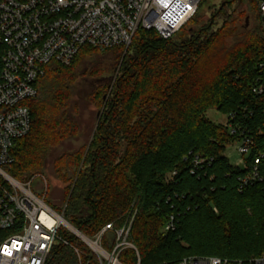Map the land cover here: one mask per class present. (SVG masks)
Here are the masks:
<instances>
[{"label": "trees", "instance_id": "16d2710c", "mask_svg": "<svg viewBox=\"0 0 264 264\" xmlns=\"http://www.w3.org/2000/svg\"><path fill=\"white\" fill-rule=\"evenodd\" d=\"M214 17L200 26L196 14L168 39L138 29L129 47L84 46L71 65L53 64L27 101L31 131L16 141L8 172L35 180L51 161L65 187L58 205L46 199L70 224L90 238L111 224L101 238L110 253L117 231L130 226L135 248L121 250L122 264L264 255V167L261 179L243 185L246 169L225 155L236 135L206 115L215 109L264 125V95L253 93L264 60L259 0L227 1ZM84 85L101 112L96 130L89 144L52 161L79 135L72 105ZM171 215L175 227L164 231ZM60 234L71 245L58 242L46 264H101L76 235Z\"/></svg>", "mask_w": 264, "mask_h": 264}, {"label": "built area", "instance_id": "2783aa9c", "mask_svg": "<svg viewBox=\"0 0 264 264\" xmlns=\"http://www.w3.org/2000/svg\"><path fill=\"white\" fill-rule=\"evenodd\" d=\"M203 1L0 0V264H46L58 242L71 245L60 234L65 228L86 243L101 264H122L118 258L121 250L135 248L128 241L127 226L117 231L113 252L106 251L101 238L111 224L94 238L86 236L53 208L46 196L33 190L34 179L20 181L7 167L14 161L16 141L31 131L32 113L27 101L38 95L37 82L53 64L71 65L84 46L102 50L129 47L138 29L155 30L162 38H171L197 14ZM259 11L264 27V0H259ZM257 70L253 93L263 96L264 60ZM237 117L238 113L228 115L225 125L237 137L234 143H239L245 158L242 182L248 185L263 177L264 125H252ZM174 227L175 217L171 215L164 231ZM84 237L99 245L101 251ZM74 250L81 259L82 249ZM179 264H264V255L247 259L190 256Z\"/></svg>", "mask_w": 264, "mask_h": 264}, {"label": "rangeland", "instance_id": "374dc122", "mask_svg": "<svg viewBox=\"0 0 264 264\" xmlns=\"http://www.w3.org/2000/svg\"><path fill=\"white\" fill-rule=\"evenodd\" d=\"M227 1L230 0H204L197 13V19L199 17L202 19L200 26L206 25L211 19H214V14L219 11ZM216 21H218V26H221L224 21V17H216ZM249 22H251V20H249ZM243 23H246L245 20ZM190 27L196 28L197 26L192 23ZM186 35L188 34L186 33ZM92 87L93 86L90 87L85 85L78 87L72 105V113L80 128L79 135L62 143L52 154V161L64 152L78 150L80 147L90 143L101 114V112L99 113L98 107L89 101L88 95ZM206 115L215 123L226 124L227 122V115L220 113L215 109H210ZM225 155L231 164L240 167L245 165V158L239 150L238 142L228 143ZM51 163L52 162L50 161L46 168V174H44V176H38L34 180L32 188L34 191L46 196L48 201L52 204L58 205L62 201L65 186L55 175ZM65 232L72 235V232L67 228H65ZM105 264L108 263L105 262Z\"/></svg>", "mask_w": 264, "mask_h": 264}, {"label": "bare ground", "instance_id": "6f19581e", "mask_svg": "<svg viewBox=\"0 0 264 264\" xmlns=\"http://www.w3.org/2000/svg\"><path fill=\"white\" fill-rule=\"evenodd\" d=\"M81 235V234H80ZM82 236V235H81ZM85 238V237H84ZM86 239V238H85ZM88 242H89V244L95 249V250H97V251H101V249H100V247H99V245H97L95 242H93V241H90V240H88V239H86ZM117 264H119L118 262H116Z\"/></svg>", "mask_w": 264, "mask_h": 264}, {"label": "water", "instance_id": "95a60500", "mask_svg": "<svg viewBox=\"0 0 264 264\" xmlns=\"http://www.w3.org/2000/svg\"><path fill=\"white\" fill-rule=\"evenodd\" d=\"M79 232H80V230L79 229H77Z\"/></svg>", "mask_w": 264, "mask_h": 264}]
</instances>
